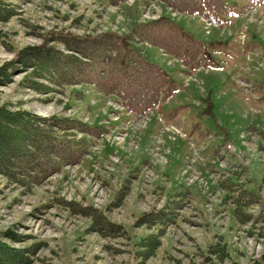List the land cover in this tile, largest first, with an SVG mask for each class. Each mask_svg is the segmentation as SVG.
Returning <instances> with one entry per match:
<instances>
[{
    "label": "rangeland",
    "instance_id": "obj_1",
    "mask_svg": "<svg viewBox=\"0 0 264 264\" xmlns=\"http://www.w3.org/2000/svg\"><path fill=\"white\" fill-rule=\"evenodd\" d=\"M3 1L16 12L0 20V69L17 66L0 83V104L105 132L81 163L31 188L0 174V255L10 264H264V0H228L230 22L218 27L160 0ZM159 17L204 46L202 64L188 56L184 66L146 42L170 95L143 117L87 84L47 93L23 84L32 68L18 64L19 51L41 46L48 31L125 38ZM173 103L177 118L167 120L162 105ZM170 124L186 137L174 141ZM151 212L161 222L151 224ZM149 235L156 242L145 253Z\"/></svg>",
    "mask_w": 264,
    "mask_h": 264
},
{
    "label": "trees",
    "instance_id": "obj_2",
    "mask_svg": "<svg viewBox=\"0 0 264 264\" xmlns=\"http://www.w3.org/2000/svg\"><path fill=\"white\" fill-rule=\"evenodd\" d=\"M108 1L119 5L127 0ZM161 1L174 11L218 21L224 20L228 13V0ZM14 12L13 5L0 0V20ZM44 35L41 46L19 51L18 64L32 68L23 78L25 86L38 93H47L53 86L87 84L98 93L116 96L129 111L140 114L154 107L170 87L168 74L152 60L145 43L161 47L187 63L188 56L195 61L204 48L169 18L141 23L125 38L113 32L79 35L48 31ZM60 44L79 55L65 53ZM12 64L14 62L0 69V83L9 79L13 71L10 66H17ZM104 132L102 126L90 125L75 117L39 116L0 104V174L9 182L31 188L62 167L81 163L89 152L91 138ZM92 214L96 221L102 217ZM146 215L151 217L148 221L153 225L162 220L160 213ZM105 229L110 231L109 227ZM152 237L146 236L139 242L145 253L154 247L156 241ZM11 259L10 253L0 255L1 264L14 262Z\"/></svg>",
    "mask_w": 264,
    "mask_h": 264
},
{
    "label": "crops",
    "instance_id": "obj_3",
    "mask_svg": "<svg viewBox=\"0 0 264 264\" xmlns=\"http://www.w3.org/2000/svg\"><path fill=\"white\" fill-rule=\"evenodd\" d=\"M153 50H154V49H153ZM151 52H152V50H151ZM155 52H156L157 54H159V52H161V51H160V50L158 51V49L156 48V49H155ZM153 53H154V51H153ZM177 102H178V101H176L175 104H177ZM175 104L173 103V105H167V106H166V105H163V106H162V109H161V110H162V113H163V114H164V113L166 114L165 116H166V119H167V120H171V119H172V120H173V119L175 120V119L177 118V117H171V116L169 117V115H168V114L171 115L170 110L174 109V105H175ZM178 104H179V103H178ZM178 104H177V105H178ZM165 108H166V109H165ZM167 108H168V109H167ZM174 115H175V114H174Z\"/></svg>",
    "mask_w": 264,
    "mask_h": 264
}]
</instances>
